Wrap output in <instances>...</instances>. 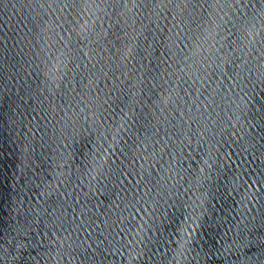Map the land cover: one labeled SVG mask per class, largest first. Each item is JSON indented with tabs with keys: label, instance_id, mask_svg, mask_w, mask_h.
Returning a JSON list of instances; mask_svg holds the SVG:
<instances>
[{
	"label": "water",
	"instance_id": "obj_1",
	"mask_svg": "<svg viewBox=\"0 0 264 264\" xmlns=\"http://www.w3.org/2000/svg\"><path fill=\"white\" fill-rule=\"evenodd\" d=\"M0 264H264V0H0Z\"/></svg>",
	"mask_w": 264,
	"mask_h": 264
}]
</instances>
